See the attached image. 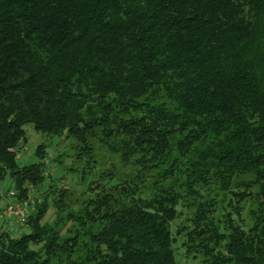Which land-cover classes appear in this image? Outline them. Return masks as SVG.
Masks as SVG:
<instances>
[{
  "label": "trees",
  "instance_id": "trees-1",
  "mask_svg": "<svg viewBox=\"0 0 264 264\" xmlns=\"http://www.w3.org/2000/svg\"><path fill=\"white\" fill-rule=\"evenodd\" d=\"M29 124L75 141L83 172L98 129L137 171L121 189L91 180L78 212L50 185L30 232L0 221V264H181L184 232L195 264L264 260V0H0V182L19 200L48 170L40 145L19 162Z\"/></svg>",
  "mask_w": 264,
  "mask_h": 264
},
{
  "label": "rangeland",
  "instance_id": "rangeland-1",
  "mask_svg": "<svg viewBox=\"0 0 264 264\" xmlns=\"http://www.w3.org/2000/svg\"><path fill=\"white\" fill-rule=\"evenodd\" d=\"M28 139L24 142L19 149V162L21 165L31 164L36 162L38 157L35 154L37 147L40 145L42 149H46L47 156L46 161L48 163L47 175L43 183V188H36L32 193V199L34 201H41L44 195V192L48 190L49 186L52 185L53 188L60 189L61 187L70 189V192H73V195L70 196L69 204L73 205V211L78 212V210L83 209L85 206V202H88L90 197H94V190H90L89 183L91 180L96 181L93 186V189H96L97 183L101 185L105 184L108 174L113 173L114 181L113 184L118 186V189L121 187L127 186L135 179V174L137 171V166L132 163L122 162L121 159L115 154L111 153L110 150L101 146L102 132L97 129V138L92 140V143L96 147V156L94 159L91 158L92 169L83 172L86 167V160H88V156L82 155V159L78 157V150L75 146L76 142L69 140L66 136H62L60 138L53 137L52 135H48L45 133H38L34 130L32 125L26 126ZM57 158H62L64 163H62V167L60 163L57 162ZM90 165V164H89ZM88 166V165H87ZM72 168L74 170H69ZM164 170V166L156 167L148 172L145 177V187L144 184H140L139 188L144 191V197H154V195H150L149 191V182H153L155 178L152 175L158 173V171ZM90 171V173H89ZM83 174L89 175V180L85 181ZM12 181L8 176L6 179L0 182V190H8L11 188ZM112 184V183H111ZM110 186V184H107ZM38 189V190H37ZM181 195L185 194L184 190L181 189ZM117 197H121L119 193H117ZM183 200V199H182ZM5 202L0 200V206H4ZM181 214L180 217L174 223V231L176 232L177 226H189L191 227V223L189 222L191 215V208L187 204L180 205ZM56 208L53 205H50L48 210L43 216V222H51L55 218ZM247 213L242 214V218L247 217ZM2 224H4V228L7 230H11L13 235L19 237L24 233L30 232V227L28 224H20L17 218H9L6 220H1ZM185 237V232L178 237L177 252L178 259L181 264H195L193 261V255L187 253L186 247L183 245ZM257 264H264V260L258 259Z\"/></svg>",
  "mask_w": 264,
  "mask_h": 264
},
{
  "label": "built area",
  "instance_id": "built-area-1",
  "mask_svg": "<svg viewBox=\"0 0 264 264\" xmlns=\"http://www.w3.org/2000/svg\"><path fill=\"white\" fill-rule=\"evenodd\" d=\"M0 200L5 202L4 206H0V221L14 217L20 224L26 223L35 205L33 199L19 200L13 188L0 190Z\"/></svg>",
  "mask_w": 264,
  "mask_h": 264
}]
</instances>
